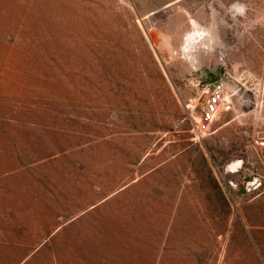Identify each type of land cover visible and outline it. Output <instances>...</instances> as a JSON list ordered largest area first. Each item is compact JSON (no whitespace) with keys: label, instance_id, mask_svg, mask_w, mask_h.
Instances as JSON below:
<instances>
[{"label":"rangeland","instance_id":"1","mask_svg":"<svg viewBox=\"0 0 264 264\" xmlns=\"http://www.w3.org/2000/svg\"><path fill=\"white\" fill-rule=\"evenodd\" d=\"M220 76L226 101L195 139L189 81ZM178 127L191 131L158 142ZM207 146L228 214L215 188L202 194L209 182L175 180L208 173ZM165 159L134 193L157 207L166 192L173 207L182 187L168 232L181 206L198 208L191 218L203 229L181 264H264V0H0V205L37 210L19 217L44 230L45 208L67 206V192L95 184L105 194Z\"/></svg>","mask_w":264,"mask_h":264},{"label":"crops","instance_id":"2","mask_svg":"<svg viewBox=\"0 0 264 264\" xmlns=\"http://www.w3.org/2000/svg\"><path fill=\"white\" fill-rule=\"evenodd\" d=\"M184 121V118L179 120ZM191 129L186 127L169 128L161 130V137L175 136L189 133ZM187 139V138H186ZM181 139H170L164 144H158L160 151L168 143L175 144ZM189 145L184 146L174 153L179 156L185 153ZM204 153V163L207 174L191 171V174L179 176L175 174L186 188L187 183L206 184L202 187V194L206 197L216 193L222 201L226 202V214L229 213V196L224 192L223 176L217 173L213 161ZM170 160H164L155 165L149 172L137 179L126 183L120 188L102 193L100 187H88L76 192H67L65 199H69L67 206L59 209L51 207L46 210L47 227L39 230L37 220L28 218L23 224L19 216L36 215L37 210L31 207L19 208L16 206L0 205V264H167L185 262L183 252L188 245L192 246L193 238L199 237L198 208L195 213L192 206L180 208L181 220L177 226L175 220L169 231V216L176 212V200L182 195L183 190L175 189V206L169 207L168 194L164 192L161 205L157 207L143 206L142 198L136 196L134 188L140 186L143 181L157 171L161 173ZM229 169V168H228ZM196 185L191 187L192 190ZM99 188V189H98ZM188 191L191 189L188 187ZM192 192V191H191ZM213 198V196H212ZM162 199V198H161ZM141 203V205H135ZM20 209V210H19ZM195 214V215H193ZM13 216L11 219L5 216ZM151 215L158 216V226L151 225ZM190 216L189 218H183ZM186 228L183 230V224ZM228 224V223H227ZM186 232L189 243L183 235ZM187 238V237H186ZM185 241V242H184ZM167 248H171L168 250ZM170 256V259L167 257Z\"/></svg>","mask_w":264,"mask_h":264},{"label":"built area","instance_id":"3","mask_svg":"<svg viewBox=\"0 0 264 264\" xmlns=\"http://www.w3.org/2000/svg\"><path fill=\"white\" fill-rule=\"evenodd\" d=\"M189 82L197 91L195 100L200 101L198 112L194 111L197 104L192 102L188 104L191 110L190 116L194 121L195 139L200 140L204 137L210 124L216 121L220 114L221 107L227 98L228 83L223 76L209 80L194 78Z\"/></svg>","mask_w":264,"mask_h":264},{"label":"trees","instance_id":"4","mask_svg":"<svg viewBox=\"0 0 264 264\" xmlns=\"http://www.w3.org/2000/svg\"><path fill=\"white\" fill-rule=\"evenodd\" d=\"M207 150H208V152H209V154H210V159L213 161L214 166H215L216 168H218L219 171H220V167L218 166V165H220V164H218V163L220 162L219 157L216 156V155L212 152V149H211L210 147H208V146H207ZM203 155H204V153H203ZM241 157H242V156H241ZM244 158H245V161H247V158H246V157H244Z\"/></svg>","mask_w":264,"mask_h":264},{"label":"bare ground","instance_id":"5","mask_svg":"<svg viewBox=\"0 0 264 264\" xmlns=\"http://www.w3.org/2000/svg\"><path fill=\"white\" fill-rule=\"evenodd\" d=\"M229 98V97H228ZM195 106V105H194ZM242 160H238V161H235V162H233V163H231V164H229V168L230 169H235V170H238V168L240 167V166H242Z\"/></svg>","mask_w":264,"mask_h":264},{"label":"water","instance_id":"6","mask_svg":"<svg viewBox=\"0 0 264 264\" xmlns=\"http://www.w3.org/2000/svg\"><path fill=\"white\" fill-rule=\"evenodd\" d=\"M229 164H230V163H229ZM229 164H228V165H229Z\"/></svg>","mask_w":264,"mask_h":264}]
</instances>
